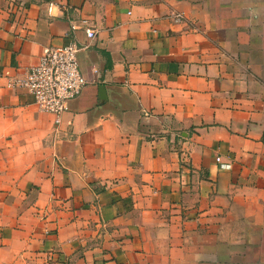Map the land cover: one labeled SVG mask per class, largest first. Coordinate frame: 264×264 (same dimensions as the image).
<instances>
[{"label": "crops", "instance_id": "crops-1", "mask_svg": "<svg viewBox=\"0 0 264 264\" xmlns=\"http://www.w3.org/2000/svg\"><path fill=\"white\" fill-rule=\"evenodd\" d=\"M71 42L56 125L7 84ZM0 264H264V0H0Z\"/></svg>", "mask_w": 264, "mask_h": 264}, {"label": "built area", "instance_id": "built-area-1", "mask_svg": "<svg viewBox=\"0 0 264 264\" xmlns=\"http://www.w3.org/2000/svg\"><path fill=\"white\" fill-rule=\"evenodd\" d=\"M174 23L183 21L181 13L172 15ZM76 26L72 24L71 29ZM87 39L94 38L91 29H85ZM80 51L75 42L62 46L43 48L36 64L31 66L22 78L11 79L7 87L21 89L29 94L41 112L50 114L54 124L61 122L62 115L68 110V104L82 93L87 82L79 69L77 55ZM220 169L229 170L230 165L221 164Z\"/></svg>", "mask_w": 264, "mask_h": 264}]
</instances>
